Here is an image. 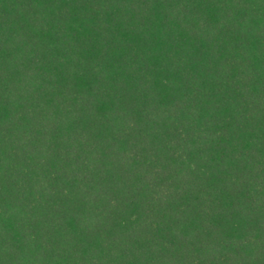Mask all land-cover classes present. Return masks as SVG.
<instances>
[{"label": "trees", "instance_id": "trees-1", "mask_svg": "<svg viewBox=\"0 0 264 264\" xmlns=\"http://www.w3.org/2000/svg\"><path fill=\"white\" fill-rule=\"evenodd\" d=\"M0 264H264V0H0Z\"/></svg>", "mask_w": 264, "mask_h": 264}]
</instances>
